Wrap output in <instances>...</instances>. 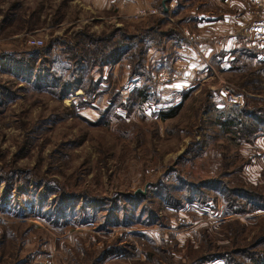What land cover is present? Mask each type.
Returning <instances> with one entry per match:
<instances>
[{"label": "rangeland", "instance_id": "374dc122", "mask_svg": "<svg viewBox=\"0 0 264 264\" xmlns=\"http://www.w3.org/2000/svg\"><path fill=\"white\" fill-rule=\"evenodd\" d=\"M243 4L246 12L238 18L240 30L233 31L244 49L237 58V71L221 73L220 80L198 62L195 79L182 86V101L172 105L175 99L159 96L157 76L161 68L146 62L153 78L147 83L150 98L136 103L133 100L128 106L132 88L147 82L139 74L144 67L135 65L139 61L136 47L132 49V63L127 61V74L121 65L115 72L109 70L111 67H96L89 83L91 78L86 73L82 82L94 87L90 94L78 88L63 95L35 82L39 67L68 75L66 69L74 64L62 47L52 51L61 60L49 65L43 64L40 57L33 59L32 54L47 49L55 37L74 34L77 28L100 38H109L122 29L125 36L133 38L131 45L140 39L143 27L178 29L189 45H195L198 24L208 11L218 13V2L177 0L176 6L182 9L179 15L157 24L155 19L162 17L160 14L141 19L132 15L130 20L118 21L116 14L106 11L92 21L95 16L79 0H0V207L6 205L0 219L15 223L21 217L23 221L11 227L9 246L4 248L5 240H0V264H201L202 258L224 253L226 245L230 251L240 252L239 259L252 255L257 259L253 264H264V199L253 205L257 202L239 198L247 207L255 206L256 211L227 216L228 204L236 199L228 200L226 192L207 188L202 200L194 195L193 202L164 207L158 200L151 205L149 200L157 199L156 192L145 190L159 182V188L167 189L182 181L204 185L215 180L227 182L229 189L247 186L264 198V136L238 144L226 137L217 123L222 115L264 108V46H259L264 31H257L264 28V0H243ZM118 34L122 36V32ZM257 35L262 37L258 43ZM230 36L229 29L225 37ZM28 37L44 39L45 46L29 47ZM199 56H203L202 51ZM27 64L33 65L31 73L19 70ZM213 66L218 69L217 64ZM162 68L166 69L164 65ZM258 70L261 79L255 83L250 74ZM183 73L187 75V70ZM130 83L128 91L125 87ZM170 83L174 81L166 82ZM8 88L12 94H8ZM227 93L240 95L242 105L226 103ZM178 104L171 118L163 120L156 115L160 109ZM13 175L19 192L34 188L39 179L64 190V201L70 194L77 203L88 201V206L97 207V220L59 229L41 216L37 205L34 207L33 199L38 195L42 198L43 189H37L34 197L5 192ZM138 190L146 191L142 196L147 195V201L130 204V197L140 194ZM113 199L124 200L123 206L127 207L122 215L118 208L114 218L124 217L130 224L102 230L103 217L111 210L105 203ZM153 210L158 216H152ZM139 214L144 215V222ZM204 234L210 239L208 245ZM126 240L136 245L127 248L131 254L104 257L99 262L105 249L125 244ZM152 253L150 260L147 254ZM208 260L202 264H226L223 259Z\"/></svg>", "mask_w": 264, "mask_h": 264}, {"label": "trees", "instance_id": "16d2710c", "mask_svg": "<svg viewBox=\"0 0 264 264\" xmlns=\"http://www.w3.org/2000/svg\"><path fill=\"white\" fill-rule=\"evenodd\" d=\"M161 0H157V5L159 6V9L161 8L160 4ZM171 0L167 1V5L169 6ZM162 10V9H161ZM165 20V18L162 17H156L155 21H157V24ZM195 22L199 21L194 20ZM142 36L140 39H137L135 41L134 45H131V41L133 38H129L128 36H125L126 34L122 29L115 30L110 37L106 38H100L97 35L90 33L86 31L85 28L83 29H77L74 32V34L63 35L58 36L57 38L52 41V44L47 49H39L35 51L32 54V58L36 59L37 57H40L43 64L49 63L52 61L59 62L60 56L53 53V49L56 47H62L64 49V53L68 56L69 61H73L74 66L72 67L69 65L68 69H66L69 73L65 77L62 74H59L55 71H49L47 67L37 68V72H39V76L35 79V82L39 85L40 83H43L47 86L50 90H53L52 92L60 94L67 95L71 94L74 91H76L78 88L83 90L86 94H90L91 91H93L94 87H88L87 82H82L84 76L86 73H88V76L90 77L91 71L94 70L96 67H112L115 64L122 62L123 59H127L129 62V65L132 63V49L137 48L138 52L136 55L139 57V61L135 62V65L141 64L143 71L139 72V74L142 75V78L146 79V83H144L142 86L134 87V92L132 93L131 97L128 99V106L132 104V101H140L144 102L149 100V84H147L150 80H152V75H150L149 71L146 68L148 65H146L148 52L152 48H161L163 46L164 41H167L169 39L174 40V43L176 46L180 47L183 45H189L187 39L184 37L182 32L178 29L171 30V31H160L159 27H149L145 28L143 27ZM119 32H122V36L118 34ZM243 47L241 49L236 50L235 56L236 59L232 62V70L237 71L238 69V62L237 58L240 55H243ZM246 54V53H245ZM250 56V55H248ZM1 57V56H0ZM7 55H5V58ZM13 57V56H12ZM51 57L55 58L52 59ZM11 58V57H10ZM9 58V59H10ZM2 59V58H0ZM4 60V59H3ZM29 59H26L24 63H27ZM33 61V60H32ZM34 62V61H33ZM61 62V61H60ZM62 63V62H61ZM134 64V61H133ZM47 65V66H48ZM33 67V65H32ZM29 64H27L25 67H20L19 70L25 72V73H31L32 68ZM162 69V68H161ZM133 74L135 75V72L133 71ZM43 75V76H41ZM251 79L253 82L258 83L261 79V70L251 72ZM91 78V77H90ZM92 82V78L89 79V83ZM95 85V84H94ZM98 86H96L97 89ZM8 94H12V91L10 88L6 89ZM187 94V93H186ZM185 94V95H186ZM184 95V96H185ZM134 103V104H135ZM180 107V104H178L176 107L172 109L164 108L157 111L156 115L158 117H161L163 120H166L168 118H171L174 116L178 108ZM218 126L222 130V132L233 142L238 143L241 142H250L254 138L258 136H264V108L259 109H243L241 110L237 115H228L223 117L220 116L217 119ZM239 144V143H238ZM17 180L16 176L13 175V177H10L9 184L7 185L5 192L6 193H13L14 191H17L18 193L25 195V197H34L36 196V193L43 189L42 198L40 195H38L37 199L34 200V207L36 208V205L38 206V209L41 210V216L45 218L49 223H52L54 226L58 227L59 229H62L66 226H69V224L73 225H83L87 223H91L97 220V207H90L88 206V201L78 202L77 198L72 199V194H70L71 197H69V200H65L63 198V194L65 193L64 190L58 188L57 186L51 187L49 184L44 183V181L40 182L36 180L35 187L30 189L29 191H23L19 192L18 188L14 186V182ZM207 184H196V183H187V182H180L179 184L173 185L172 187H168L167 189H161L162 182L151 184L147 188L151 193L156 192L157 199L149 200L150 204H155L156 200H158L159 203L165 206H174L179 207L183 204V201L186 202H193L194 201V195H198L199 199L202 200V197L206 193L205 189L212 188L216 191H222L226 192L227 199L232 200L236 199L235 202H232L228 204L227 212L225 215L229 216L232 214H248L256 211L255 206L247 207V203L240 202L238 199L241 198L242 200L248 199L250 202H257L256 200H263L261 193H255L252 188L246 187H235L233 189H229V185L226 183H221L219 181L210 180ZM29 183V182H28ZM31 185L30 183L28 184ZM53 185V184H52ZM54 186V185H53ZM39 189V190H37ZM50 191V192H49ZM148 191V192H149ZM215 192V191H214ZM185 196L182 198V196ZM216 196L215 194H213ZM51 196L54 198L52 199ZM136 198V199H135ZM210 198V197H208ZM207 198V199H208ZM147 195L143 197L142 195L138 194L136 197H130V200L128 201L130 204H138L141 205L143 202L147 201ZM136 200V202H135ZM122 199H113L110 201H106V208L108 206L111 208L109 210L108 214L103 217L104 219V225L102 226L103 229H109L111 225L114 227L116 226H127L129 225V221L126 223V218L123 217V220L120 218H114L115 211L120 208V215L123 214L122 209H126V206H123ZM126 201V200H125ZM138 201V202H137ZM110 202H113L110 206ZM200 202V201H199ZM206 202V201H205ZM202 204V202H200ZM251 204V203H249ZM259 204L258 202L253 204L256 205ZM6 206V205H5ZM4 207H0V211L4 210ZM140 207V206H139ZM101 208V207H100ZM156 210V208H152ZM153 210V211H154ZM124 211V210H123ZM157 211V210H156ZM154 211L152 216H156L157 212ZM20 213V212H18ZM21 214V213H20ZM158 216V215H157ZM27 217V216H26ZM139 220H145L144 215L139 214ZM18 220H16L15 223H7L3 221V219H0V240H5L3 243L4 248L5 246L10 245V238L12 236V232L10 229L11 227H18L22 225L23 221L21 217H17ZM141 223V222H140ZM136 237H140L137 234H134ZM204 242L209 244L210 239H208V235L204 234L203 236ZM121 240V238L117 239ZM127 242V240L125 241ZM118 244V243H116ZM228 245H226L225 251L222 254L218 255H211V257H206L200 259L199 263H205L209 262L210 258L212 259H223L226 261V264H253L257 261L256 257L252 255H249L248 259L243 260L239 259L238 256L240 255V252L230 251L228 249ZM127 248H136V245L134 242H127L122 245H112L108 247V249H105L102 254L103 257L99 259V262L102 261V259L115 256V255H121V256H127L131 254V250H127ZM237 248V247H236ZM149 259L151 260L154 254H147ZM127 258V257H126ZM198 264V263H197Z\"/></svg>", "mask_w": 264, "mask_h": 264}, {"label": "crops", "instance_id": "0c3cea01", "mask_svg": "<svg viewBox=\"0 0 264 264\" xmlns=\"http://www.w3.org/2000/svg\"><path fill=\"white\" fill-rule=\"evenodd\" d=\"M79 1L81 6L90 10L92 15L95 16L91 17L90 20L92 21L95 20L93 18H98V14L105 11L116 14L118 17L117 20L120 21L125 19L130 20L132 15L141 9H159L157 0ZM249 1L256 2L259 0ZM162 2L163 0L160 1L161 8L159 11L161 12L160 15H162L165 20L171 21L179 15V12L182 11V9H178L180 7L176 6L177 0H171L168 6V13L165 14L163 13ZM214 2H218L219 11L218 13L214 11H208V15H204L206 18L204 21L202 20V22L198 24L199 33H196L198 41L195 45H183L178 47L175 45L174 40L169 39L164 41L161 48H152L148 52L147 64L149 62L155 69H160L164 65L166 69L173 70L174 72L180 68L187 70L188 76L185 75L183 71H178L181 73V75H183V77L180 76L177 81L174 80V83H170L169 85L166 84V82L162 84L158 83L160 90L159 96L166 100L175 99V101L171 100L174 101L172 105L177 104V102L180 100L182 101L183 91L181 89L185 88L182 86L188 85L193 79H195V66L198 62H200L199 64H201V62L204 63V66H206L205 70L209 71L213 78L216 77L221 80V73L224 74L228 70L232 71V62L236 59L234 52L243 47L242 42L238 41V37L235 35V33H233L234 30L235 32L240 30L238 28V24L240 23L238 18L240 15L246 12L243 0H214ZM229 24H231V27L228 26ZM187 29L191 28L189 27ZM229 29L231 36L227 38L225 35ZM257 31L263 32L264 28L260 27V29H257ZM258 38L262 37H260V35L256 36L255 40L257 43L260 41ZM259 46H264V41H261V45ZM201 51L203 52L202 57L199 56ZM258 52L260 51L258 50ZM127 61V59H123L122 62L115 64L109 70H114V72L118 71L119 66L121 65L125 66L123 68V72L127 74V72H129V68H127L129 67ZM215 64H217L218 69L213 66ZM130 87L131 83L130 85H127L125 89L129 91V89H131Z\"/></svg>", "mask_w": 264, "mask_h": 264}, {"label": "built area", "instance_id": "2783aa9c", "mask_svg": "<svg viewBox=\"0 0 264 264\" xmlns=\"http://www.w3.org/2000/svg\"><path fill=\"white\" fill-rule=\"evenodd\" d=\"M161 12L157 8H150V9H141L137 11L133 17L135 19H141L146 16H156L159 15ZM27 44L29 47L33 48H41L45 46L44 39L37 38V37H28ZM183 68L178 69V71H183ZM178 71L174 72L173 70L168 69H160L157 79L159 83H165V82H173L174 80H178V78L181 76V73ZM79 95H83L82 91H78ZM226 103H228L230 106L234 107H240L242 105V97L240 95H231L226 94ZM83 100H86L84 97Z\"/></svg>", "mask_w": 264, "mask_h": 264}, {"label": "water", "instance_id": "95a60500", "mask_svg": "<svg viewBox=\"0 0 264 264\" xmlns=\"http://www.w3.org/2000/svg\"><path fill=\"white\" fill-rule=\"evenodd\" d=\"M167 1H168V0H163V2H162L163 13H165V14H167V13H168V10H169V7H168V5H167ZM145 190H147V187H146ZM145 192H146V191H142V190H138V191H137V193H140L141 195H145Z\"/></svg>", "mask_w": 264, "mask_h": 264}]
</instances>
